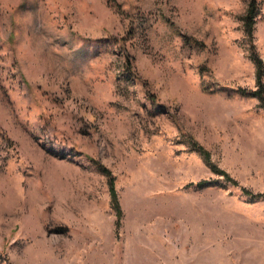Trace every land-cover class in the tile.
I'll use <instances>...</instances> for the list:
<instances>
[{"label":"rangeland","instance_id":"rangeland-1","mask_svg":"<svg viewBox=\"0 0 264 264\" xmlns=\"http://www.w3.org/2000/svg\"><path fill=\"white\" fill-rule=\"evenodd\" d=\"M247 8L0 0V264H264Z\"/></svg>","mask_w":264,"mask_h":264},{"label":"trees","instance_id":"trees-1","mask_svg":"<svg viewBox=\"0 0 264 264\" xmlns=\"http://www.w3.org/2000/svg\"><path fill=\"white\" fill-rule=\"evenodd\" d=\"M256 12H257V0H248V8H247V15H246V17H245V19H246V28H247V32L249 33V31H250V27H251V24H252V22H253V18L255 17V15H256ZM257 95L259 96V98L263 101L264 99H263V96L261 95V93H257ZM200 151H201V153H202V155L204 156V158H206V159H208V153L202 148V147H199L198 148ZM212 167V166H211ZM213 168V167H212ZM214 170L216 169V168H213ZM220 172V174L221 175H223L224 176V178L226 179V180H229V178H228V176L226 175V173L225 172H223V171H221V170H219ZM230 182H232V184H236L234 181H230ZM110 194H111V199H112V203H113V205L115 206V205H117V202H116V198H115V193H114V190H113V188H112V186L110 187ZM242 192L244 193V194H249V195H251V196H254L255 194H252L250 191H248L247 189H245V188H243L242 189ZM262 195V194H261ZM258 196H260L259 194H258Z\"/></svg>","mask_w":264,"mask_h":264}]
</instances>
